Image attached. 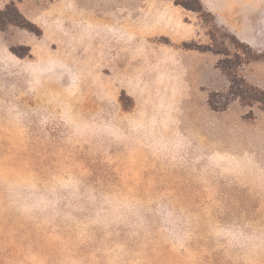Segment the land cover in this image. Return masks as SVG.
Returning <instances> with one entry per match:
<instances>
[{"label": "rangeland", "instance_id": "obj_1", "mask_svg": "<svg viewBox=\"0 0 264 264\" xmlns=\"http://www.w3.org/2000/svg\"><path fill=\"white\" fill-rule=\"evenodd\" d=\"M11 1L0 264H264V0L247 61L248 0Z\"/></svg>", "mask_w": 264, "mask_h": 264}, {"label": "trees", "instance_id": "obj_2", "mask_svg": "<svg viewBox=\"0 0 264 264\" xmlns=\"http://www.w3.org/2000/svg\"><path fill=\"white\" fill-rule=\"evenodd\" d=\"M11 8L14 10V13L19 14L17 9L15 8L13 1L7 4L3 10H0L1 29H5L8 25L11 24L18 25L14 17V14L9 11ZM231 37L237 44H240L245 48L243 54L245 56H248L247 58H245V60L246 61L251 60V56L249 55L253 53V48L248 43L239 40L234 34H231ZM236 57L238 58L240 57L239 53H236ZM243 62L245 61L241 60L238 62L237 65L238 66L241 65ZM219 67L223 72L227 70V66L222 64V62L221 64H219ZM229 82H230L229 93L236 95V97L239 99L241 103L250 104L254 102H261L260 94H263L264 91L258 86L249 83L247 80H245L244 77L234 74L233 76L229 77ZM238 82L240 83V85L238 84ZM210 99L211 98L209 97V101Z\"/></svg>", "mask_w": 264, "mask_h": 264}, {"label": "crops", "instance_id": "obj_3", "mask_svg": "<svg viewBox=\"0 0 264 264\" xmlns=\"http://www.w3.org/2000/svg\"><path fill=\"white\" fill-rule=\"evenodd\" d=\"M236 1V0H233ZM249 4L244 5V15L231 14L237 10V7L230 10L229 15L223 16L219 10L215 8V20L224 25L231 33H233L239 40L252 44L257 32L261 31V9L257 8L256 0H248ZM236 6V5H235Z\"/></svg>", "mask_w": 264, "mask_h": 264}]
</instances>
